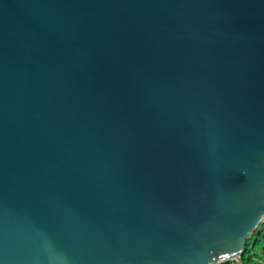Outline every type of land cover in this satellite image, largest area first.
I'll use <instances>...</instances> for the list:
<instances>
[{"label": "water", "instance_id": "obj_1", "mask_svg": "<svg viewBox=\"0 0 264 264\" xmlns=\"http://www.w3.org/2000/svg\"><path fill=\"white\" fill-rule=\"evenodd\" d=\"M264 221V0H0V264H243Z\"/></svg>", "mask_w": 264, "mask_h": 264}, {"label": "trees", "instance_id": "obj_2", "mask_svg": "<svg viewBox=\"0 0 264 264\" xmlns=\"http://www.w3.org/2000/svg\"><path fill=\"white\" fill-rule=\"evenodd\" d=\"M243 264H264V221L253 232L245 243L242 255ZM220 264H237L234 260H226Z\"/></svg>", "mask_w": 264, "mask_h": 264}]
</instances>
